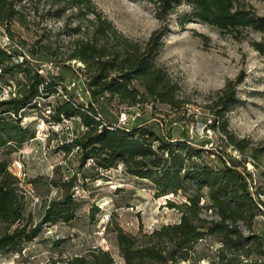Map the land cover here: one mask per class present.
<instances>
[{"label":"trees","instance_id":"1","mask_svg":"<svg viewBox=\"0 0 264 264\" xmlns=\"http://www.w3.org/2000/svg\"><path fill=\"white\" fill-rule=\"evenodd\" d=\"M28 1L37 4L41 0ZM146 1L152 4L160 21L185 2L187 10L179 16L180 26L185 21L196 20L235 39L247 36L250 31L259 32L261 40H252L251 45L264 53V15L241 6L236 0ZM25 2L0 0V34L11 42H14V33L9 27L12 23L27 28L31 14ZM51 2L62 7L45 15L53 13L57 17L62 16L65 5L88 9L90 1ZM91 13L94 17L89 21L92 25L89 31L80 22L64 29L68 37L77 36L67 47L64 59L45 42V33L39 34L28 46L25 40H18L19 51L0 46V82L14 83L16 88L3 97L0 84V254L20 253L25 242L32 241L43 226L75 222L79 217L77 211L83 205L82 198L75 195L78 183L84 188L86 179L92 182L96 177H103L99 170L121 165L128 175L149 181L155 196L181 194L183 197L180 204L170 199L166 202L180 211L177 222L161 224L152 230L139 226L133 233L116 222L111 223L109 231L114 233L122 264L197 261L205 254L197 251L196 245L208 237L220 246L216 258L207 264H264L252 257L264 255V232L253 229L257 214H264V202L259 199L261 191H252L249 172L241 170L237 161L220 146L206 147L207 139L192 143L187 133L172 139L151 129L146 120L118 124V118L106 117L105 104L112 100L127 106L156 101L179 107L177 83L155 60L163 43L165 25L163 30L154 31L148 40L138 43L120 33L98 11L91 9ZM82 15L81 11L75 14L77 19ZM19 55L21 61L16 60ZM70 60L80 61L83 66H74ZM46 64L52 70L42 73ZM67 74L76 82V87L81 86L82 100L73 94L74 85H66L64 75ZM239 103L233 88L227 85L215 102L219 107L215 113L222 116L225 110ZM43 108L49 113H41L45 120L57 124L63 119L75 120L82 130L58 146L66 153L76 149L77 171L58 179L43 180L38 176L31 181L33 186L50 185L63 192L61 197L52 195L38 221L33 222L24 214L25 190L9 168V156L35 136L32 123L24 118L30 111L41 112ZM221 128L234 147L244 149V140L234 138L226 130V124ZM259 150L257 147L254 153ZM88 160L95 171L93 174L85 172ZM97 210L96 206L89 209L90 221ZM205 210L213 217H207ZM68 239L61 238L55 245ZM113 263L112 254L100 247L67 261V264Z\"/></svg>","mask_w":264,"mask_h":264},{"label":"rangeland","instance_id":"2","mask_svg":"<svg viewBox=\"0 0 264 264\" xmlns=\"http://www.w3.org/2000/svg\"><path fill=\"white\" fill-rule=\"evenodd\" d=\"M26 1L31 14L28 16L27 28L12 23L9 27L14 33V42L0 34V46L19 51L18 40H25L28 46L39 34L45 33V42L64 59L67 47L77 37H68L64 29L80 22L82 28L89 31L92 26L89 21L94 17L91 9L110 20L124 36L138 43L148 40L154 31L163 30L165 25L167 29H164L163 43L155 60L177 83L176 99L179 107L156 101L127 106L112 100L105 104L106 117L117 119L121 112L129 109L139 114L129 124L146 120L151 129L166 136L171 132L174 137H180L181 132H186L192 143L207 139L206 147L210 143L212 147L220 146L237 161L241 170L252 175V191H261L259 199L264 202V53L261 54L251 45L252 40H261V33L250 31L247 36L235 39L196 20L185 21L180 26L179 16L187 10L185 2L170 13L166 20L160 21L155 16L152 4L146 0H89L88 9L63 5L62 16L57 17L53 13L50 16L45 14L61 8L62 4L51 5V0H41L37 4ZM236 1L256 14L264 15V0ZM79 11L83 14L81 19L75 16ZM70 62L74 66H83L77 60ZM46 70L52 69H48L46 64L41 72L45 73ZM64 77L68 87L73 86L72 82L76 84L68 74ZM0 84L3 97L16 89L14 83ZM227 85L233 88L240 103L218 116L215 111L219 107H216L215 102ZM73 92L77 99L82 100L81 86L74 85ZM42 112L49 114L43 108L41 112L30 111L24 118L32 123L35 136L9 156V168L18 176L25 190L24 214L30 216L33 222L38 221L49 198L54 194L61 197L63 192L50 185L33 186L31 181L38 176L49 180L75 173L78 163L76 149L66 153L58 146L70 141L76 131L82 130L76 123L78 121L63 119L57 124L45 120ZM208 119L214 126L210 127L211 133L207 136L204 130ZM223 123L234 138L244 140L243 150H238L229 141L221 130ZM257 147L261 150L254 153ZM85 169L89 174L95 172L90 160L86 162ZM99 174L103 177H96L92 182L86 179L84 188L80 183L76 186L75 195L82 198L83 205L77 211L79 217L75 222L70 225L57 222L43 226L32 241L25 242L20 253L0 254V264H67L73 256L84 255L94 247L108 250L114 257L113 264H122L114 233L109 231L112 222L133 233L139 226L152 230L161 224L177 222L180 218V211L167 206L166 202L170 199L180 204L183 202L181 194L155 196L149 181L128 175L121 165L107 171L99 170ZM92 206L98 210L90 221L87 214ZM204 214L213 217L208 210ZM254 221V231L264 232V214L259 212ZM67 237L68 241L55 245L57 240ZM219 246L216 240L208 237L196 245V250L205 254V257L179 264H207L216 258ZM252 257L264 262V255Z\"/></svg>","mask_w":264,"mask_h":264},{"label":"built area","instance_id":"3","mask_svg":"<svg viewBox=\"0 0 264 264\" xmlns=\"http://www.w3.org/2000/svg\"><path fill=\"white\" fill-rule=\"evenodd\" d=\"M17 60L21 61L22 60V57L19 56L17 58ZM72 85H74V82H72ZM136 115L138 116L137 111L135 113H133V114H130V113L126 112V111H123V112L120 113V116L118 117V121L117 122H118V124H125L129 120L134 119ZM207 123L205 125L206 128H205L204 131H205V135L208 136L211 133V128H210L211 127L210 125L212 123L211 122V119H208L207 120ZM209 145L212 146V143H210Z\"/></svg>","mask_w":264,"mask_h":264},{"label":"crops","instance_id":"4","mask_svg":"<svg viewBox=\"0 0 264 264\" xmlns=\"http://www.w3.org/2000/svg\"><path fill=\"white\" fill-rule=\"evenodd\" d=\"M185 133H186V132H185ZM182 134H183V133L181 132L180 137L182 136ZM168 136H169L170 138H172V139L178 138V137H174L173 134H171V132L168 133Z\"/></svg>","mask_w":264,"mask_h":264}]
</instances>
